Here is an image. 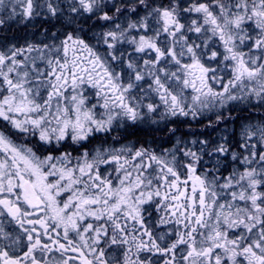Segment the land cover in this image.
<instances>
[{
	"label": "snow or ice",
	"instance_id": "snow-or-ice-1",
	"mask_svg": "<svg viewBox=\"0 0 264 264\" xmlns=\"http://www.w3.org/2000/svg\"><path fill=\"white\" fill-rule=\"evenodd\" d=\"M6 21L39 38L0 33V264H264V0H0ZM145 125L159 147L120 143Z\"/></svg>",
	"mask_w": 264,
	"mask_h": 264
},
{
	"label": "flooded vegetation",
	"instance_id": "flooded-vegetation-1",
	"mask_svg": "<svg viewBox=\"0 0 264 264\" xmlns=\"http://www.w3.org/2000/svg\"><path fill=\"white\" fill-rule=\"evenodd\" d=\"M6 27L3 29H0V33L6 34L8 40L23 42L25 38L28 39H38V30L34 31L31 27H26L23 24L18 25L15 21H6ZM243 106L237 107L235 112H233L234 116H240L242 117L238 121H227L225 124L221 125L218 131H215L213 135L216 138H219L223 135H228L230 137H234V139H237L238 130L240 127V124L243 123L244 118H246L249 115H255L256 112H243L241 111ZM257 116L260 114L259 112L256 113ZM203 123H206V118L201 121V126ZM193 126L195 127L196 122H192ZM146 126V125H145ZM139 127L134 135H129L126 139V141H120V143H135L137 146L144 143L145 141L150 142L153 147H159L160 143L162 141L161 134L159 132L149 134V129L147 126ZM211 131V130H209ZM111 138H109V144H111ZM95 146L100 145V140L94 141ZM165 145V144H164ZM118 146V145H117Z\"/></svg>",
	"mask_w": 264,
	"mask_h": 264
},
{
	"label": "rangeland",
	"instance_id": "rangeland-1",
	"mask_svg": "<svg viewBox=\"0 0 264 264\" xmlns=\"http://www.w3.org/2000/svg\"><path fill=\"white\" fill-rule=\"evenodd\" d=\"M257 113V112H256ZM255 113V115L254 116H257V114ZM244 122V121H243ZM147 126V125H146ZM145 126V127H146ZM147 128L149 129V126H147ZM149 131V134H152V131H150V129L148 130ZM239 137H238V135H237V139H238ZM161 144V143H160ZM164 146H168V144L167 143H165V145Z\"/></svg>",
	"mask_w": 264,
	"mask_h": 264
}]
</instances>
